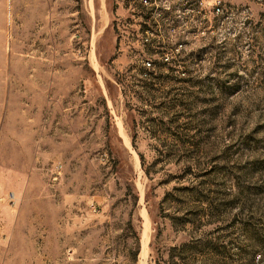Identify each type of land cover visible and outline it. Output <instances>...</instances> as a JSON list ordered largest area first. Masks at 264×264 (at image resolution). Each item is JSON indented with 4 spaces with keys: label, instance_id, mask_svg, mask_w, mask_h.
<instances>
[{
    "label": "rangeland",
    "instance_id": "1",
    "mask_svg": "<svg viewBox=\"0 0 264 264\" xmlns=\"http://www.w3.org/2000/svg\"><path fill=\"white\" fill-rule=\"evenodd\" d=\"M188 1L0 0V264H264V0Z\"/></svg>",
    "mask_w": 264,
    "mask_h": 264
},
{
    "label": "trees",
    "instance_id": "2",
    "mask_svg": "<svg viewBox=\"0 0 264 264\" xmlns=\"http://www.w3.org/2000/svg\"><path fill=\"white\" fill-rule=\"evenodd\" d=\"M188 4H189V6H191L192 9L194 8V4H193V2L191 0L188 1ZM198 21L199 22H198V24H196V27H199L200 29H206L207 26L210 24V20L208 19V16H204L203 18L198 19ZM192 26L193 25H191V27ZM155 42L157 43L156 45L164 46V47L169 48V49L173 48L172 40H170L168 37L165 39V41L157 40ZM174 58H175V59H173L174 63H178L179 64V63L182 62V60L177 57V53H174ZM138 246H139L138 245V240H137V237H136V252H137Z\"/></svg>",
    "mask_w": 264,
    "mask_h": 264
},
{
    "label": "built area",
    "instance_id": "3",
    "mask_svg": "<svg viewBox=\"0 0 264 264\" xmlns=\"http://www.w3.org/2000/svg\"><path fill=\"white\" fill-rule=\"evenodd\" d=\"M147 64H150L149 62H147Z\"/></svg>",
    "mask_w": 264,
    "mask_h": 264
}]
</instances>
